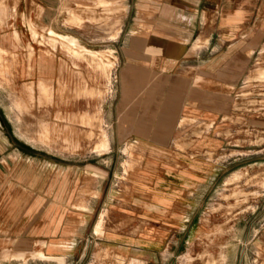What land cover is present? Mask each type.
Returning a JSON list of instances; mask_svg holds the SVG:
<instances>
[{"label":"rangeland","instance_id":"obj_1","mask_svg":"<svg viewBox=\"0 0 264 264\" xmlns=\"http://www.w3.org/2000/svg\"><path fill=\"white\" fill-rule=\"evenodd\" d=\"M103 1L98 6L97 0H89L77 8H60L59 20L51 18L56 20L54 24L34 21V10L40 18L44 13L45 17L49 15L37 6L19 13L16 4L9 14L0 13V33L11 20L20 18L26 27L24 42L33 41L40 49L33 58V46L28 44L27 52L22 47V69L27 58L29 62L33 58L35 66L44 53L52 64L47 82L37 80L41 72L26 79L23 72L18 75L16 54L3 53L0 47V210L7 211L8 219L22 223V230L16 231L18 236L35 238V245L24 240L23 245L13 247L16 250L0 249V257L30 259L15 264H140L133 258L143 264H263L264 47L253 56L250 70L244 74L253 81L251 86L238 87V119L230 113L227 122L217 125L225 126L226 133L221 135L227 141L215 162L225 163L221 170H211L217 176L200 201L193 231H142L130 217L129 200L154 190L158 187L156 179L163 175L158 162H146L144 153L125 148V140L118 139L114 115L119 99L118 48L122 42L118 38L125 8L118 6V0L111 6ZM71 9L77 11L74 22ZM75 26L81 29H70ZM67 35L99 53L89 54L84 47L82 54L67 49L74 46L59 40ZM14 37L22 46L18 29ZM91 56L93 59L87 58ZM227 99V109L233 112V99ZM84 114L88 119L82 121ZM211 124L207 130L214 122ZM148 153L151 157L162 154ZM138 178L140 189L134 186ZM100 192L103 198L98 212L106 198L104 208H109L104 209L103 229L106 231L107 225L110 230L106 234L93 233L92 221L97 217L88 222L90 217L84 214L89 212L80 214L79 210L91 209V198ZM28 221L31 225L27 231ZM172 239L178 241L177 249L170 247ZM139 247L150 249H133ZM6 250L19 252L2 255ZM82 255L85 257L80 260ZM10 260L14 259L2 262Z\"/></svg>","mask_w":264,"mask_h":264},{"label":"crops","instance_id":"obj_2","mask_svg":"<svg viewBox=\"0 0 264 264\" xmlns=\"http://www.w3.org/2000/svg\"><path fill=\"white\" fill-rule=\"evenodd\" d=\"M7 1L0 0V13L3 11V15L9 14L16 4L19 13L22 10L27 11L28 7L32 6L43 8L44 12L49 14L46 17L44 13L40 18L36 10L31 13L38 24L50 22L54 24L56 20L51 18L59 20L60 8L69 6L77 8L84 2H89V0H16L17 3ZM99 2L100 0H97V6ZM103 2L104 5L111 6L115 0ZM117 3L118 6L125 8L122 14L123 26L118 38L122 41L118 48L119 99L114 114L118 139L125 140L123 143L125 148L144 153L147 157L146 162H158V168L163 175L156 179L155 184L158 187L155 186L154 190L145 189V192L138 193L129 200L128 210L132 213L130 217L134 218L137 225L142 226V231L146 232L148 230L191 232L196 225L200 201L217 176L216 171L212 175L211 170H221L225 163L215 162L225 150L227 141V138L221 135L226 133L225 126L217 125L227 122V115L230 113L234 115V119H238V106L235 105L238 103V87H248L253 82L246 79L247 75L244 74L249 72L253 56L257 52L260 54L259 50L264 47L262 15L264 0H118ZM71 11H73L71 21L74 22L77 11L75 9ZM15 29L20 33L22 46L16 43ZM70 29L81 28L75 26ZM24 30L26 27L20 18L11 20L8 28H2L0 33L2 52L16 54L18 75L23 72L24 78L28 79L35 77L37 73L40 76L41 72L42 75L37 77V80L47 82L52 71L50 59L47 60L44 53V56H38V64L33 65V58L37 57L40 49L34 46L33 41L24 42ZM15 36L19 37V34L16 32ZM65 37L78 41L80 46L67 48L59 42L63 49L75 50L80 54L84 53L83 47L90 50L75 37L70 35ZM28 44L33 46L34 56L31 62L27 58V64L22 69L19 56L22 47L23 51H28ZM87 58L93 59L92 56ZM30 63L32 70H29ZM243 94L244 92L241 96ZM227 96L233 99V112L227 109L229 104ZM81 119L82 121L88 119L87 115H82ZM211 122H214V125L207 130V127L210 128L212 125ZM148 152L162 154L151 157ZM211 155L214 157L213 160ZM5 164L9 165V162ZM141 185L138 178L134 186L140 189ZM102 198L100 192L91 198V209L80 207L79 210L80 214L89 212L84 214L90 217L88 222H91V218L97 217L92 221L93 233L102 231L106 234L110 231L107 225L106 231L103 229L107 198L101 204V212L104 210L101 216V212L97 210ZM82 204L81 202L80 205ZM26 208L29 211V205ZM7 217V211L0 210V249L6 247L15 249L13 247L23 245L24 240L35 245V238L17 235L16 231L22 230V223ZM30 225L28 221L27 231ZM5 240H11L13 243ZM71 244L75 246L76 242ZM61 245L63 244L54 243V246L66 248ZM73 246L69 245L71 248ZM170 247L177 249L178 241L172 239ZM133 249L142 251L150 248ZM17 252L19 251L11 253L6 250L2 255ZM61 256L65 258L64 255ZM84 257L85 255H82L80 260ZM143 257L145 262L148 261L146 255ZM9 258L14 260L2 262ZM23 258L13 255L8 258L1 256L0 264H15L29 259ZM133 260L143 264L139 259Z\"/></svg>","mask_w":264,"mask_h":264},{"label":"bare ground","instance_id":"obj_3","mask_svg":"<svg viewBox=\"0 0 264 264\" xmlns=\"http://www.w3.org/2000/svg\"><path fill=\"white\" fill-rule=\"evenodd\" d=\"M57 37H58V36H57ZM59 40H62L61 42H62L63 44H71V45H73V46H77V47L80 46L79 43H78V41H75L74 39H71V38L61 37ZM90 52H91V51H90ZM89 54H95V53L91 52V53H89Z\"/></svg>","mask_w":264,"mask_h":264}]
</instances>
